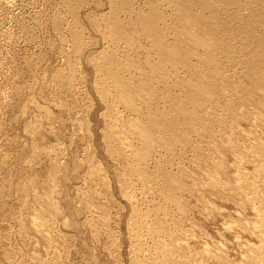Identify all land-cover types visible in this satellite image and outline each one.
Wrapping results in <instances>:
<instances>
[{"label":"rangeland","instance_id":"1","mask_svg":"<svg viewBox=\"0 0 264 264\" xmlns=\"http://www.w3.org/2000/svg\"><path fill=\"white\" fill-rule=\"evenodd\" d=\"M168 1L170 4L163 1L165 5L158 2L161 6H156V11L167 14L168 26H173L175 18L172 15L177 9L174 4L169 6L174 3L172 0ZM185 1L188 3V0ZM245 1L234 0L239 5L234 4L236 8L233 11L237 9L236 13L242 15L243 19L250 17L252 20L254 17V22H251L258 21V25L251 27L256 28V33L251 31L259 34L262 30L264 33V14L256 6L250 8L253 4L261 7L259 3L263 1ZM147 2L138 0L137 4L140 7L150 4L146 10L155 8L156 0L155 4L153 0ZM189 3L192 1L189 0ZM246 6L251 11L247 12ZM131 7L127 4L125 13L119 15L126 30L134 35H131L134 41L130 46L125 43L126 40L121 39H118V44L117 39L107 32L106 18L101 15L110 12L109 0H0V264H143L142 259L145 258L148 263L149 259L157 255L155 247L166 242L172 243L174 238L175 244L185 242L189 246L186 248L188 252L178 258L182 264H219L216 256L213 255L214 260H211L209 255L212 257L213 253H220L221 250L232 264L264 263L257 260L256 253L247 249L248 244L252 246L260 243L254 231H258L261 222L264 224V220H257L258 214L254 209L255 206L261 214L264 213V172L260 168L255 171V166L264 167V154L260 149L252 150V146L257 144L256 139L239 138L235 134L232 141H222L228 149L231 144L236 147L239 156L237 175L244 171L239 168L242 166L253 172L249 181L254 182L255 189L237 179L228 181L237 187L238 192L233 191L237 194L231 191L233 200L221 196L219 198L210 192L203 197L200 195V192L204 193L201 190L195 194L187 193L185 198L192 207L187 215L182 213L187 216L186 219L181 216L179 218L173 205L163 202L165 199L159 193L158 196V190H152V193L145 189L137 176L127 174L131 179L127 194L133 197V204L129 196L124 194L126 191L121 189L117 173L123 169L124 163L111 151L106 132L114 125L107 104L116 100V94L114 90L109 91V101H104L100 90L112 88V82L95 66L91 58L99 57V51L103 49L109 54L115 48L116 56L123 59L127 56L126 52L132 49L131 55L138 61L135 63L143 65V57L147 55L146 50L151 42L141 36L142 28H137L139 19L135 17L137 11ZM230 8L218 9L220 13L224 12L219 16L223 14L222 18L228 21V28L236 30L237 15ZM193 12L197 13L198 8ZM229 17L235 19L232 21ZM233 22H236L235 26ZM74 24L80 33L82 31L80 37L83 38L78 43L71 30L75 28ZM222 24L225 25V22ZM170 32H166L165 42L171 43L174 40ZM81 42H84L83 46ZM235 44L239 51L246 43L236 41ZM76 47L81 49L80 52ZM171 73L169 75L172 76ZM181 75L183 73L177 74V77ZM102 76H105V81ZM167 80L173 79L167 77ZM70 81L72 88L68 85ZM245 95L248 100L242 109L247 110L249 103H252L254 111L264 109L261 105L264 93L257 88L256 83ZM237 97L240 98L234 96L235 104L239 102ZM159 102L158 106H165L162 101ZM228 103L226 98L220 102L227 115L236 120L240 108L230 107ZM117 110L119 115L122 113L120 121L128 120L129 112L121 104ZM121 123L116 129L121 127ZM242 125L244 128L249 127L247 123ZM254 126L253 134H259L264 140V122ZM211 140L215 139L209 137L208 143ZM184 153L180 159L182 162L179 160L180 155L174 156L175 159H171L168 164L164 160L160 161L172 167L173 171L181 165L182 169L190 170L196 177H200L201 167L194 162L192 153ZM207 156L211 161V155H204V160L208 161ZM226 156L230 169L234 168V155L227 151ZM152 162L151 159L149 166L154 169L155 160ZM57 163L63 167L60 171H57ZM177 170L174 172L178 173ZM187 183L193 185L194 182L188 180ZM46 193L50 195L48 200L44 199ZM250 197L254 203L248 200ZM208 206L214 207L211 209ZM156 222L165 229L160 233L156 229L147 230L149 225L156 227ZM241 222L251 229L244 228L245 231ZM227 224L230 231L227 230ZM155 242L161 244L154 246Z\"/></svg>","mask_w":264,"mask_h":264},{"label":"bare ground","instance_id":"2","mask_svg":"<svg viewBox=\"0 0 264 264\" xmlns=\"http://www.w3.org/2000/svg\"><path fill=\"white\" fill-rule=\"evenodd\" d=\"M76 1L84 2L87 0ZM147 1L148 0H146V2ZM163 1L165 2V0H156L155 8L153 7L146 10V7H149L150 4L146 7L144 6L145 4H143L145 8L142 7V5L140 7L137 4L138 0H109L111 5L110 12H107L109 15L103 13V15H101L106 18V21H104L107 24V32L109 33V35L111 34L110 36L112 38H116L118 44L121 40H126L125 43L131 46L134 41L131 38V31L128 32L126 30L127 27L125 28V25L123 21L120 20L121 18H119V15L121 14V12L125 13L127 4L128 6H132L131 9L137 11L135 16L136 19L137 17L139 19L137 24L139 26L137 28L141 27L142 31H140L143 32L141 36L148 38L151 42V44L148 45L149 47L147 46L148 49H145L147 51V55L143 57L144 61L142 66H140L141 64L137 65L135 63L138 61L135 60L134 56L131 55L132 49L129 52H126L127 56L123 59L120 58L121 60L116 56L117 52L114 50L115 48H113V52L111 51L109 54L105 52L106 49H103L99 51V57L91 59H93L92 61L95 63V66H97L100 71H103L107 79L109 78L112 82V88L101 87L103 89L100 90V93L104 101H109L107 100L109 97V91L112 92L114 90V94H116V100H113L111 103L107 104V111L111 114L113 118L112 122H114V125L110 126V123V127L106 132L107 139L111 143V151L124 163L123 169L117 173L119 174L118 176L121 189H123V191H126H124V194L126 196H129L130 193H127L129 192V189L131 187V179L128 178L127 174L137 176L141 183H143V187L145 189H149L151 192L152 190H158L157 194H161V197L165 199V201H163V199L161 200L165 204L169 203L168 205H173V207L179 214V218L181 216L186 219L187 216L182 215V213L187 215L189 212V208L192 207H190L191 204L189 200L185 198L187 197V193L195 194V192H199L201 190L204 192L203 194H201L200 192V195L203 197L205 196L204 194H208V192H210L215 194L217 197L221 196L222 198L226 197V199L228 198V200H233L232 195L237 191V187L232 185L228 181L237 179L240 180L242 184L252 186L253 189H255L254 182L249 181V179L253 176V172H249L246 167L242 166L239 168H243L244 171L242 172V174H239V176L237 175L239 156L237 154L238 150L236 149V147L231 144V147L228 149L227 146L222 143V141H232L233 139H235V134L239 138H254L256 139L257 144L252 146V150L260 149L264 154V140L261 136H259V134H253V128L255 127L254 125L257 123L259 125V123L264 122V109H262V111H254L252 110V103L248 104L247 110L242 109V106L246 104V101L248 100V98L245 97V93L248 94V92L252 89L254 83H256L257 88L264 93V33L261 30V33L259 32V34H254L256 33L254 32V29L256 28L254 27V29H251L252 25H258V21L255 22L257 24L251 22L254 18L252 17L254 15L252 14L254 10L252 13L250 12L252 14V20L249 16H247L249 17V19L244 18V20L243 18H241L242 15L236 13L237 9L233 11V9L236 8L235 5H239L234 3V0H190L192 1L191 4L189 3V0V4L186 3L185 0H172L171 2L174 3L169 6H173L174 4V8L177 9V11H175L176 13L174 12V14L172 15L173 18H175V23L173 26H171L172 24L170 22V17L169 22L171 25L168 26L169 23L167 20V14H164V12L162 13L161 11H156V6H161V4L164 3ZM262 1L263 2L260 1L262 4L259 3V6L261 7H257V5L253 4L254 7H252L253 5H251L250 8H255L256 6V9L260 8V11H262V14H264V0ZM154 2L155 0H153V3ZM158 2L161 4H157ZM166 2L170 4V1L166 0ZM195 6L196 8H198L197 13L193 12L194 9H196L194 8ZM248 6H246L245 8L248 9ZM229 7H231L232 12H235V15H237V20L235 19L236 16H234L235 18L233 17L235 21H237V23H232L234 24V26L237 24V26H235V28L237 27L236 30H232L231 28L230 30L228 28V26L226 25L228 21H225L226 19L224 18V20L222 18L224 17L223 14L222 17H220L221 15L219 16V14L224 13L223 11L220 13V9L223 10ZM167 8L169 9V7ZM245 10L242 11L245 12ZM209 11L210 13L208 14ZM249 11L251 10L248 9L247 12ZM171 14L172 13H170L169 16H171ZM229 14L232 13L229 12ZM257 14L258 13H256V15ZM262 14L260 13L261 16ZM210 19L212 22L209 21ZM221 19L224 20L223 22H225V25L222 24L223 22L221 21ZM234 19L231 20L233 21ZM59 23L61 24V22ZM262 23L264 24V22ZM229 24L231 25V21H229ZM238 24H242V26H239ZM260 25L262 26V24ZM81 27H79L80 30ZM230 27H232V25ZM71 30H73V34L77 39V43L78 40L82 41L81 38H83V36L80 37L82 31L80 33L76 25L75 28L73 27ZM169 31H171L170 33H172L174 36V38L172 37V39L174 40H172V42L170 41L171 43H169V41L165 42L166 32L169 33ZM118 39L121 40L119 41ZM236 41L246 44L238 51L235 47ZM116 43L114 44L116 45ZM80 44H82V42ZM79 47L80 46H78V48ZM115 47L117 48V46ZM78 48L76 47V49ZM79 50L81 49H78V51ZM121 53L123 52H120V54ZM134 53L132 52V54ZM132 72L135 73L133 74ZM170 72H172V76L169 75ZM182 73L183 76L181 75V77H177V74ZM105 76H102L103 81H105V79H103V77ZM167 77L173 80L169 81L167 80ZM162 82H164V84L161 85ZM60 83H62V81H60ZM69 84H71V81L70 83L68 82V85ZM235 95H238L240 97H237L239 99V102L236 104L234 102ZM223 98L227 99V101L229 102L228 105L230 107L240 108V110L238 111L239 118L233 120L227 115L225 108L220 104V102L222 103ZM159 101H162L165 106H158L160 103ZM261 103V105L264 107V99ZM117 104H121L124 109L129 112V118L128 120L126 119L127 121L122 120V122L119 120V116L122 113L119 115ZM119 123H121V127L116 129ZM242 123H247L249 127L244 128ZM115 129L118 131H116ZM123 129L125 130L123 131ZM125 131L127 132L125 133ZM213 131H215L216 133H213ZM224 134L228 135L224 136ZM209 137H213L215 140H211L210 143H208ZM186 151L192 153L194 162L197 164V166L201 167L199 168L201 170V172L199 170L200 177H196L193 173H191L190 170L184 168L182 169V167H180L181 165L178 166V170L175 167L178 173L174 172L176 170H171L172 167L169 168L167 166L171 159H175L173 158L174 156L180 155L179 160L182 159V155L186 154L184 153ZM227 151L232 153L235 158V166L234 168H231L234 171L233 173H231L232 170L230 169V166L228 164L226 156ZM204 155H211V161L209 160V156H207L208 161L206 159L205 161L204 158L206 157H204ZM151 159L153 160V162L155 160L156 163L154 169H152V167L150 168L149 166ZM193 159L191 160L193 161ZM160 160L166 161L167 164ZM180 162L182 161L180 160ZM194 162L192 163L195 164ZM151 166H153V164ZM56 168L57 171H60L63 167L57 163ZM257 168H260L262 173L264 172V167L255 166V171L257 170ZM99 172L101 173V171ZM197 175H199V173ZM185 178H188L189 181L191 180L192 182H194L192 183L193 185H189L187 183L188 180ZM201 179L204 180V182H202ZM201 182L202 184H204V186L208 185L209 188H207L208 186L204 187L203 185H201ZM258 188H261L260 184L258 185ZM231 191L235 192H233L232 194ZM159 194L158 196H160ZM45 196L47 197H45L44 199L48 200L50 195L49 193H46ZM235 196L233 198H235ZM130 197L131 196H129V198ZM132 198H130V202H132L133 204ZM248 200L254 203L252 197L248 198ZM209 201L207 200V202ZM235 202L236 201H234V203ZM213 205L215 206V204ZM214 206L208 207L212 209ZM254 209L258 214L257 220H264V213L261 214L260 210L255 206ZM243 224L241 222V226L243 227V229H251V227H249L248 225L247 227L249 228L245 227V223ZM262 225L264 227V224H262L261 222V225L258 226V231H254V233H257L258 235L257 237L259 238L258 241L260 243H258L257 245L252 244V246L247 243V249L256 253L258 261H264V228L262 227ZM149 226L150 227L147 230L151 231L156 229V231L159 232L165 229L160 225V223H157L156 227H153L152 225ZM226 226L228 227H226L228 230L230 228L229 224H227ZM232 229L233 228L231 227V230ZM173 240L172 243L166 242L164 244L161 241L163 245H159L161 244L160 242L159 244H157L158 241L157 243L155 242L154 246H161L155 247L157 253L155 251L154 252L157 255L154 254L155 256H151L152 258L149 259L148 263L146 262L145 258L142 259V263L182 264L181 261L179 262L178 258L187 251L186 248H189V246L185 245V242H180L184 245L179 244V246L178 244H175ZM166 244L168 245L166 246ZM179 249L182 250L180 251ZM208 251L210 252V254H212L211 250ZM221 251L220 253L216 252L217 254L213 253L212 257L211 255H209V257L212 258L211 260H214V255L216 256L215 258L218 259L219 264H232L228 259L229 257L227 258L225 256V253ZM261 264L264 263L261 262Z\"/></svg>","mask_w":264,"mask_h":264}]
</instances>
